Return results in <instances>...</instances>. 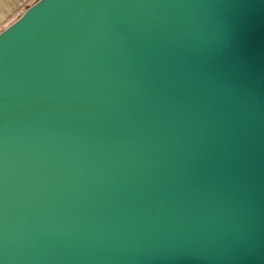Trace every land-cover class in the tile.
I'll use <instances>...</instances> for the list:
<instances>
[{
	"label": "water",
	"instance_id": "obj_1",
	"mask_svg": "<svg viewBox=\"0 0 264 264\" xmlns=\"http://www.w3.org/2000/svg\"><path fill=\"white\" fill-rule=\"evenodd\" d=\"M0 264H264V0H39L1 31Z\"/></svg>",
	"mask_w": 264,
	"mask_h": 264
},
{
	"label": "rangeland",
	"instance_id": "obj_2",
	"mask_svg": "<svg viewBox=\"0 0 264 264\" xmlns=\"http://www.w3.org/2000/svg\"><path fill=\"white\" fill-rule=\"evenodd\" d=\"M39 0H0V32L15 22Z\"/></svg>",
	"mask_w": 264,
	"mask_h": 264
}]
</instances>
